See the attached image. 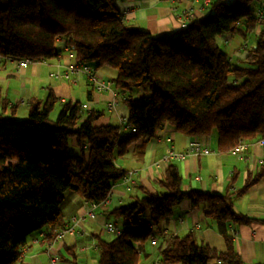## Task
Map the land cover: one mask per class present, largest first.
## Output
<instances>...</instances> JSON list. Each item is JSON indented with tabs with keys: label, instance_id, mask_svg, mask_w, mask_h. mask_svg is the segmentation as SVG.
Listing matches in <instances>:
<instances>
[{
	"label": "trees",
	"instance_id": "1",
	"mask_svg": "<svg viewBox=\"0 0 264 264\" xmlns=\"http://www.w3.org/2000/svg\"><path fill=\"white\" fill-rule=\"evenodd\" d=\"M115 0H0V59L32 61L59 56L57 38H66L79 63H95L116 72L115 88L128 109L123 140L118 126L98 124L99 112L80 102H65L50 119L57 97L30 98L23 118L0 114V264H17L33 232L47 228L48 240L65 226L62 206L68 193L98 203L126 171L115 164L130 144L154 138L163 124L192 139L216 136L227 153L240 142L264 138V18L254 11L262 0H214L203 17L192 18L173 36L156 37L125 25ZM257 26L253 48L232 60L217 44L221 35L246 39ZM145 88L146 95L132 90ZM125 93V95H124ZM134 129V130H132ZM73 140L78 154L69 153ZM83 145L88 146L84 157ZM264 175V165L248 174L235 192L182 189L177 165L168 164L158 185L163 192L142 197L105 213L122 219L121 234L94 235L97 264H138L139 251L161 220L184 200L218 222L244 224L233 200ZM243 264L230 242L224 252L198 243L187 233L158 248L161 264H209L213 259Z\"/></svg>",
	"mask_w": 264,
	"mask_h": 264
},
{
	"label": "crops",
	"instance_id": "2",
	"mask_svg": "<svg viewBox=\"0 0 264 264\" xmlns=\"http://www.w3.org/2000/svg\"><path fill=\"white\" fill-rule=\"evenodd\" d=\"M212 1L115 0L114 6L125 25L162 38L173 36L180 28L178 14L182 9L189 10L192 18L203 17L208 13ZM257 6L264 8V0L258 2ZM259 31L260 26H257L246 39L226 34L218 36L216 41L220 47L223 45L228 48L225 49L232 60L240 61L246 51L253 48ZM54 44L60 51L56 58L32 61L21 67L10 59L0 60V114L23 118L27 115L30 98L44 99L50 89L58 99L53 110L57 105L60 109L62 103L78 101L85 112L96 111L101 114L98 124L118 126L121 133L119 140L129 136L130 130L122 123L128 118V109L120 101L123 93L114 85L116 72L106 66L97 67L93 62L86 63L98 80L109 85V89L102 91H97L83 73H70L65 78L63 74L67 67L77 64L74 52L67 45L66 38H57ZM113 94H117L115 105L109 108L107 104ZM20 99H23V103L19 102ZM190 140L192 138L177 132L172 126L163 124L154 138L144 143L141 139L133 142L123 155L115 153V164L126 171L128 179L112 185L109 203L95 209L94 219L88 217L87 202L75 193L66 196L62 206L64 222L67 224L74 215L83 217L78 225L79 228L83 227V233L52 241L47 239V228L33 232L27 237L21 249V260L17 264H48L53 250L59 256L58 264H97V250L90 247L96 245L94 235L99 233L103 238L110 239L100 233L102 225L106 222H122V219L114 220L105 212L142 197L144 191L163 192L158 182L170 163L179 169L183 190L198 189L212 193H223L232 179L228 191L235 192L244 185L248 174L264 165V138L245 140L246 147L241 153L234 149L221 153L216 149L214 134L199 138L210 147L209 154L164 161L163 156L168 148L182 151ZM72 148L73 154H78L74 141ZM83 150L87 158L88 146L83 145ZM233 210L248 217L249 221L241 225L227 223L223 226L224 237L221 233L222 225L207 217L203 206L192 208L189 201H182L174 207L170 216L153 228L152 235L156 242L152 244L148 238L139 251L138 264H161L158 261L159 246H164L172 236L187 233L193 234L198 243L207 244L221 252L226 250V243L230 242L243 264H264V175L233 200ZM33 239L36 242H32ZM83 245L89 246L88 250H80Z\"/></svg>",
	"mask_w": 264,
	"mask_h": 264
},
{
	"label": "built area",
	"instance_id": "3",
	"mask_svg": "<svg viewBox=\"0 0 264 264\" xmlns=\"http://www.w3.org/2000/svg\"><path fill=\"white\" fill-rule=\"evenodd\" d=\"M223 1H230V0H223ZM254 16L256 18V20L258 22H260L263 18H264V8H257L254 11ZM178 17L180 18V27L185 26L187 23H189L192 19L191 15H190V11L187 9H182L181 12L178 14ZM12 61L16 62V65L18 67H21L27 63L32 62V60L28 59V58H22V59H11ZM70 73H83L84 75L87 76V79L89 81H91L94 84V87L97 91H102V90H107L109 89V85L104 82V81H100L98 80L96 74L92 71V69L86 64V63H79V64H74V65H70L67 67L66 72L63 74L65 78H67L69 76ZM117 94H113V98L108 102L107 106L109 108H112L115 105V97ZM19 102L23 103V99H20ZM122 123L124 124L125 122L122 121ZM134 130V129H132ZM246 147V144L244 142H240L235 148L234 150L237 151V153H241L242 151H244ZM211 152L210 147L205 144L203 141L199 140V139H192L188 142V144L186 145L185 149L182 151H175L172 148H168L163 156L164 161H172V160H181L184 159L185 157L189 156V155H193V156H200V155H207ZM124 180H127L128 178L125 177L123 178ZM110 200V192L107 194V196L100 202L98 203H88L89 204V208H88V217L90 219H94L95 218V209L100 206L101 204L105 205L107 203H109ZM82 219H84L83 217L80 218L79 216H71V218L69 219V222L67 224H65V226L62 229H59L55 235L53 236L52 241L54 240H63L64 237L66 236H71V237H75L77 234H82L83 233V227L79 228V221H81ZM100 233L105 234V233H111L114 236L120 235L121 234V228L118 227L116 225V223L114 222H106L102 225ZM150 241L152 244H154L156 242V238L151 235L150 237ZM32 242H36V239H33ZM90 247H94L95 250H97V245L94 246H90ZM89 246L87 245H83L81 246L80 250L82 251H86L88 250ZM59 262V256L57 254V252H55L54 250L51 252V255L49 257V263L48 264H58ZM213 261L209 262V264H221V260L216 259L213 263Z\"/></svg>",
	"mask_w": 264,
	"mask_h": 264
},
{
	"label": "rangeland",
	"instance_id": "4",
	"mask_svg": "<svg viewBox=\"0 0 264 264\" xmlns=\"http://www.w3.org/2000/svg\"><path fill=\"white\" fill-rule=\"evenodd\" d=\"M236 36H237V35H236ZM225 48H226V47H225ZM225 48H224V46L222 45L221 49H222L223 51H226V49L228 50V48H226V49H225ZM132 92H133L134 96L146 95V94H147V91L145 90V88L133 89ZM58 110H59V108H58V105H57V106L55 107V109L51 111V113H50V119H51V120H54V119H55L56 114L58 113ZM72 142H73L72 140H69V153H70V154H73ZM114 223H116V222H114ZM116 225H117L118 227H120V228H123V227H124L122 222L116 223ZM105 236H106V237H107V236H108V237H112V234H111V233H105Z\"/></svg>",
	"mask_w": 264,
	"mask_h": 264
},
{
	"label": "water",
	"instance_id": "5",
	"mask_svg": "<svg viewBox=\"0 0 264 264\" xmlns=\"http://www.w3.org/2000/svg\"><path fill=\"white\" fill-rule=\"evenodd\" d=\"M168 36H163V38H167Z\"/></svg>",
	"mask_w": 264,
	"mask_h": 264
},
{
	"label": "bare ground",
	"instance_id": "6",
	"mask_svg": "<svg viewBox=\"0 0 264 264\" xmlns=\"http://www.w3.org/2000/svg\"><path fill=\"white\" fill-rule=\"evenodd\" d=\"M7 59L9 60V58H7ZM0 60H1V59H0ZM124 124H125V123H124ZM124 124H123V125H124ZM61 229H62V228H61Z\"/></svg>",
	"mask_w": 264,
	"mask_h": 264
}]
</instances>
